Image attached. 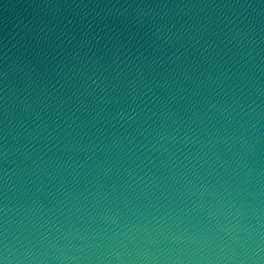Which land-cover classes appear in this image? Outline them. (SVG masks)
<instances>
[{"label": "clouds", "instance_id": "obj_1", "mask_svg": "<svg viewBox=\"0 0 264 264\" xmlns=\"http://www.w3.org/2000/svg\"><path fill=\"white\" fill-rule=\"evenodd\" d=\"M0 264H264V0H0Z\"/></svg>", "mask_w": 264, "mask_h": 264}]
</instances>
